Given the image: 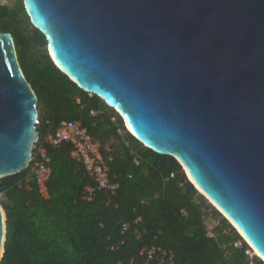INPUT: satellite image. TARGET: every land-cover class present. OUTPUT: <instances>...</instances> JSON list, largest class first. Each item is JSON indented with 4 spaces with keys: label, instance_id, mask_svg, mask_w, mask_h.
I'll list each match as a JSON object with an SVG mask.
<instances>
[{
    "label": "water",
    "instance_id": "1",
    "mask_svg": "<svg viewBox=\"0 0 264 264\" xmlns=\"http://www.w3.org/2000/svg\"><path fill=\"white\" fill-rule=\"evenodd\" d=\"M25 5L58 67L145 145L176 157L264 257V0ZM38 104L12 33L0 30V177L29 168ZM6 241L0 203V262Z\"/></svg>",
    "mask_w": 264,
    "mask_h": 264
},
{
    "label": "trees",
    "instance_id": "2",
    "mask_svg": "<svg viewBox=\"0 0 264 264\" xmlns=\"http://www.w3.org/2000/svg\"><path fill=\"white\" fill-rule=\"evenodd\" d=\"M0 30L12 33L39 97L40 138L65 121H81L101 144L112 180L120 183L115 195L100 191L88 201L85 188L94 180L73 157L72 144L47 145L52 156L48 199L41 196L31 166L0 177V191L9 198L3 204L7 241L0 264H130L155 245L173 251L168 264H264L176 157L145 145L114 107L58 67L25 0L15 5L0 0ZM210 216L218 221L213 229ZM150 264H159L158 258Z\"/></svg>",
    "mask_w": 264,
    "mask_h": 264
},
{
    "label": "built area",
    "instance_id": "3",
    "mask_svg": "<svg viewBox=\"0 0 264 264\" xmlns=\"http://www.w3.org/2000/svg\"><path fill=\"white\" fill-rule=\"evenodd\" d=\"M65 142L72 144L73 157L84 163L94 180V184L85 188V199L93 201L100 191H107L111 195H115L120 188V183L112 180L110 176V165L102 154L101 144L95 140L81 121L69 120L46 138H39L35 144L30 166L41 196L45 199L50 197L48 180L52 174V156L47 145L59 147ZM8 199L7 193L0 191V203L3 205ZM123 229L127 230L128 224H125ZM209 234L214 235L212 231ZM140 255L145 256L143 260L132 259L130 264H150V261L155 258H158L159 264H168L174 261L173 251L158 245L143 249Z\"/></svg>",
    "mask_w": 264,
    "mask_h": 264
},
{
    "label": "rangeland",
    "instance_id": "4",
    "mask_svg": "<svg viewBox=\"0 0 264 264\" xmlns=\"http://www.w3.org/2000/svg\"><path fill=\"white\" fill-rule=\"evenodd\" d=\"M16 1L17 0H5V2H7L8 4H10V5H15V3H16ZM189 177V176H188ZM190 179V178H189ZM220 210V209H219ZM221 211V210H220ZM225 215V214H224ZM217 219H214L213 218V216H210V218H209V224H210V227H211V229H213L215 226H216V224H217ZM245 239V238H244ZM246 240V239H245ZM247 241V240H246ZM248 242V241H247ZM249 243V242H248ZM249 245L251 246V248H252V250L250 251L251 252V255L253 256V255H258L257 253H256V251H255V249L253 248V246L249 243ZM258 256H260V255H258Z\"/></svg>",
    "mask_w": 264,
    "mask_h": 264
},
{
    "label": "bare ground",
    "instance_id": "5",
    "mask_svg": "<svg viewBox=\"0 0 264 264\" xmlns=\"http://www.w3.org/2000/svg\"><path fill=\"white\" fill-rule=\"evenodd\" d=\"M188 174H189V172H188ZM189 176V178H191L192 179V177H191V175L189 174L188 175ZM193 180V179H192ZM214 202V201H213ZM215 203V202H214ZM216 204V203H215ZM217 205V204H216ZM217 207H219L218 205H217ZM219 209H221L220 207H219ZM222 210V209H221ZM223 211V210H222ZM223 213L227 216V217H229L224 211H223ZM233 222V221H232ZM234 223V222H233ZM235 224V223H234ZM236 225V224H235ZM237 226V225H236ZM238 227V226H237ZM241 233H242V231H241ZM244 235V234H243ZM244 237H246L245 235H244ZM255 251H256V253L258 254V255H260L261 257H263V255L255 248ZM264 258V257H263Z\"/></svg>",
    "mask_w": 264,
    "mask_h": 264
}]
</instances>
